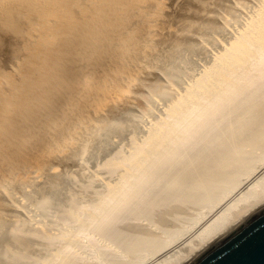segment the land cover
Listing matches in <instances>:
<instances>
[{
  "label": "bare ground",
  "instance_id": "6f19581e",
  "mask_svg": "<svg viewBox=\"0 0 264 264\" xmlns=\"http://www.w3.org/2000/svg\"><path fill=\"white\" fill-rule=\"evenodd\" d=\"M78 1L72 0V3ZM83 2L81 12L82 15L86 12V16L78 18L72 16L63 0H0V17L4 18L3 29L15 25L19 20L21 22L26 17L23 24H30L28 30L30 35L26 37L18 55L5 66L0 67L1 183H11L24 179L32 173L37 174L45 165V163L33 165L27 161L17 166L18 161L23 158L20 142L35 129L36 123L33 118L41 115L39 114L41 111L48 109L50 110L48 113L54 115L61 109L58 102L64 97L63 93L67 87L75 89V94L68 98V102H77L81 98L80 91L83 90L88 76L87 73L76 71L79 66L90 67L91 72L88 73L93 82L92 91L80 110V117L68 127L70 137H64L61 141L54 140L55 132L60 128L62 121L67 119L65 112L62 113V117L49 122L44 129V135L39 141L40 149L35 155L44 158L46 162L53 156L62 155L74 143L80 141L85 143L84 138L100 126L99 123L105 115L107 117L113 106L117 105L120 108L122 102L128 100L123 101L127 95L130 100L132 99L130 93L132 90L137 91L138 88L134 86L140 84L138 80L143 77L141 74L144 73L146 66L132 65L122 78L119 72L120 64L117 63L112 69H108V64L103 63L104 61H97L95 55H98L100 49L95 46L96 41L105 35V32H107L106 53L111 54L112 38L116 40L115 42L129 41L133 38L132 45L137 41L144 45L145 42L138 40L137 36L134 38L137 31L145 33L144 39L152 41L158 35L171 37L170 34L174 33L176 28L170 20L179 0H122L112 5L113 0H83ZM259 2L261 3L258 8L255 6L257 9L254 14L247 19L238 34L234 38L231 37L233 38H230L231 41L229 39L230 42L226 43L227 46L215 56L211 65L188 83L182 93L173 97L164 118L157 119L158 121L156 120L157 122L148 128L143 139L133 141L128 154L122 152L119 154L121 158L116 159L115 166L122 168V173L114 184L107 185V192L101 197L97 206L105 210L106 207L103 205L109 200L117 201L121 198L123 200L129 193V188L150 177L160 161L172 157L176 148L185 139L187 140L184 128L181 130V124L183 126L187 124L188 127L192 120H196L194 117L208 111L212 113L213 109L235 103L237 94L245 85L244 82L240 84L235 80L242 72L248 71V63L253 59L260 60L264 55V0ZM140 3L147 4V12L141 13V9L137 8ZM16 5H19V8L12 11ZM202 5L205 7L207 4ZM129 11L132 12L131 26L123 30L120 28L113 34L111 28L112 23H115L113 20L129 15ZM98 18L102 22L95 24L94 20ZM192 30L195 32L194 28ZM0 34L3 36L7 33L1 30ZM88 42L91 44L86 45ZM79 47L85 48L81 51ZM156 49L155 43L150 48L148 46V50ZM79 52L81 53L76 58V66L72 74H68L67 66L64 64L61 70L60 62L58 63L59 56L63 54V61L66 63L70 56ZM155 52L160 54L162 50ZM116 76L121 77V80L116 81V78L114 79ZM247 85L245 88L248 87ZM134 96L138 101L139 94ZM133 101L132 99L131 102ZM29 107H31L30 115L27 113ZM226 133L218 146L185 169L170 188L172 191L166 203L170 209L168 211L166 206L168 212H165L164 216L161 215L164 218L166 216L169 223L161 228L157 226L158 224H156L158 228L155 225L134 228L129 242L131 244L124 246L122 241V249L114 251L103 264H184L228 228L264 204V105L252 113L248 112L241 116ZM47 149L51 151L47 153ZM81 154L83 155V152ZM127 163L130 165L128 166ZM223 203H225L224 207L216 212L215 210ZM84 209L81 214L86 212ZM214 211L216 214L213 218L206 220L207 223L205 222L201 230L187 239L186 236L196 226L198 228V225ZM93 213L88 215H95ZM74 214L76 216L78 212ZM88 218L87 216V220ZM94 219L91 220L95 222ZM61 239L66 240L65 249L69 250L68 247L71 249L70 239L65 236ZM180 241L183 242L178 249H175ZM66 252L67 250L55 254L52 252L54 255L49 256L51 258L47 259V264H71Z\"/></svg>",
  "mask_w": 264,
  "mask_h": 264
},
{
  "label": "rangeland",
  "instance_id": "374dc122",
  "mask_svg": "<svg viewBox=\"0 0 264 264\" xmlns=\"http://www.w3.org/2000/svg\"><path fill=\"white\" fill-rule=\"evenodd\" d=\"M121 1L113 0L111 5ZM214 1L213 3V0H179L170 20L174 24L173 27H176L173 31L175 34H170L171 37L158 35L151 41L144 39L145 33L137 31L134 38L137 36L138 40L145 42L144 45H141L139 41L132 45L133 38L124 42H115L116 40L112 38V46L109 45L113 50L111 54L106 53L107 32L96 41L95 46L100 49L98 55H95L97 61H104L103 63L108 64V69H112L117 63L120 64L119 72L122 78L132 65H145L146 68L141 76L148 81L140 77L138 80L140 84L137 82L140 87L137 84V87H134L138 88L137 91L141 90L131 91L133 96L139 94V100L137 101L135 96L134 99L130 93L135 102L132 103V99L130 100L127 95L123 101L128 100L125 103L122 102V107L118 108L115 105L116 109L113 106V111L110 109L107 113L109 118L105 115L99 123L100 126L93 129L94 131H91L87 139L84 138L85 143L81 141L74 143L62 155L53 156L48 162L39 155H35L40 149L39 141L44 135V129L49 122L62 117L63 112L67 115V119L62 121L60 128L55 132L54 140L61 141L64 137H70L68 127L80 117V110L92 91L93 82L89 77L88 72H91L89 66H79L76 69L78 73H87L88 76L83 90L80 91L82 96L77 102H68V98L75 94V89L67 87L63 93L64 97L58 102L61 109L54 115H50L48 113L50 110L45 109L39 113L41 115L33 118L36 123L35 129L20 142L23 158L18 161L17 166L30 161L33 165L45 163V167L43 166L37 174L32 173L24 179L6 184L0 182L2 194H0V205L3 206H0V264H47V259L51 258L49 256L52 252L55 254L63 250H67L66 255L71 264H103L114 251L122 249L123 242L124 246L131 244L129 242L134 228L138 226L145 228L156 226V224L161 228L169 223L168 218L161 215L164 216L170 209L166 203L172 191L170 188L177 177L212 148L218 146L229 127L233 126L241 116L263 107L264 55L260 57V60L253 59L247 64L248 71L242 72L238 78L236 77L237 79L235 78V81L240 84L249 83L247 88L244 85L241 93L237 94L233 105L213 109L212 113L208 111L200 114L201 116L194 117L196 120H192L188 127H186L187 124L184 125L185 127L181 124V130L184 128L187 140L184 138L185 141L176 148L172 157L169 156V159L166 157L164 161H160L158 163L160 165L157 164V168L154 167L150 177L129 188L130 191L123 200L122 198L117 201L109 200L103 205L106 207L105 210L97 204L101 197L105 196L107 185L114 184L122 173V168L115 166L116 159L121 158L119 154L121 152L128 154L132 142L143 139L148 128L161 117L164 118L169 104L176 95L182 93L188 83L211 65L215 56L220 54L224 46H227L245 25L247 19L254 14L261 3L259 1L263 2V0ZM63 2L72 16L78 18L86 16V12H83V15L81 12L83 0L75 4L72 0H63ZM202 4L207 5L204 7ZM18 8L19 5H16L12 11ZM137 8L141 9V13L147 12L146 3H140ZM131 14L132 12L124 17L112 19L115 22L111 27L113 34L120 28L123 30L131 26ZM26 19L21 22L19 20L15 25L3 29L4 18L0 17V31L4 30L7 33L3 36L0 34V67L5 66L18 55L26 37L30 35L28 31L30 24H23ZM94 22L101 23L102 20L98 18ZM202 22H206L204 24L207 25ZM196 25H200V28ZM154 43L157 49L148 50V46L150 48ZM89 44L91 43L88 42L86 45ZM79 48L82 51L85 47ZM159 49L162 52L157 54L155 51ZM80 53L70 56L66 63L63 61L64 55H60L58 63L60 62L61 70L64 64L67 66L68 74H72L76 66V58ZM254 77H256L255 80ZM114 79L120 81L121 77L116 76ZM240 79L241 81H238ZM30 108L27 109L28 115H30ZM50 151V149L46 150L47 153ZM127 164L130 165V163ZM224 204L215 211L218 212ZM83 209L86 212L81 214ZM215 211L209 215L210 217H206L202 224L200 223L202 226L200 224L198 228L196 226L190 233L192 235L189 234L186 238L199 232L207 221L213 218ZM77 212L76 216L81 219H76L77 217L74 216ZM87 212L95 215H92V218ZM86 214L89 217L88 220ZM91 219L96 221L93 222ZM83 220L88 222V225L83 224ZM66 233L70 234V237ZM72 234L76 239L71 236ZM64 236L70 239L69 246L72 250L70 247H68L69 250L65 249L66 240L61 239H64ZM182 242H178L174 248L178 249Z\"/></svg>",
  "mask_w": 264,
  "mask_h": 264
},
{
  "label": "water",
  "instance_id": "95a60500",
  "mask_svg": "<svg viewBox=\"0 0 264 264\" xmlns=\"http://www.w3.org/2000/svg\"><path fill=\"white\" fill-rule=\"evenodd\" d=\"M184 264H264V204L228 228Z\"/></svg>",
  "mask_w": 264,
  "mask_h": 264
}]
</instances>
